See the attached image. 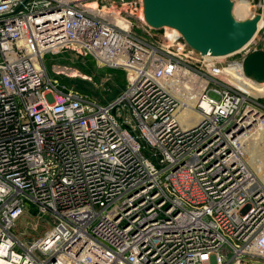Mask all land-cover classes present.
Here are the masks:
<instances>
[{
	"label": "built area",
	"instance_id": "obj_1",
	"mask_svg": "<svg viewBox=\"0 0 264 264\" xmlns=\"http://www.w3.org/2000/svg\"><path fill=\"white\" fill-rule=\"evenodd\" d=\"M23 1L0 0V264H264V163L245 154L264 142V95L229 78L249 79L257 48L224 64L173 28L150 41L142 0L11 14ZM65 50L123 70L125 88L104 102L52 78L44 56ZM27 202L51 217L31 243L14 231Z\"/></svg>",
	"mask_w": 264,
	"mask_h": 264
},
{
	"label": "water",
	"instance_id": "obj_2",
	"mask_svg": "<svg viewBox=\"0 0 264 264\" xmlns=\"http://www.w3.org/2000/svg\"><path fill=\"white\" fill-rule=\"evenodd\" d=\"M252 1L257 6L254 13L238 19L233 14L234 0H142L143 17L151 29L173 28L196 52L221 57L237 52L254 38L262 9L259 0ZM243 67L247 77L264 82V50L249 52Z\"/></svg>",
	"mask_w": 264,
	"mask_h": 264
},
{
	"label": "rangeland",
	"instance_id": "obj_3",
	"mask_svg": "<svg viewBox=\"0 0 264 264\" xmlns=\"http://www.w3.org/2000/svg\"><path fill=\"white\" fill-rule=\"evenodd\" d=\"M112 1L119 3L121 0H98V3L100 5L104 4L106 5V7L109 8L113 6ZM246 1H248L252 6H255L252 0ZM93 2H95V0H93ZM235 2H239V0H235ZM233 14L238 19L246 18L251 15V13L249 14L245 11L239 10L237 5L235 9H233ZM134 24L138 25L135 20ZM135 31L138 34L145 35L150 41H158V38H160L163 33V29H151V31L149 32L150 34L148 35L144 33L145 31L142 30L140 27H135ZM263 42L264 26L255 35L248 47L250 48V50H253L255 48L260 49L262 47ZM239 56V53L231 55L227 58H224L223 62L225 64L226 62L231 61L232 59H235ZM44 63L46 65L49 75L52 78H57L60 83L72 85L81 91L87 92L89 95L98 98L100 101L106 102L114 99L119 93L122 92V90L126 86V74L123 70L100 66L97 64L94 57L92 56H76L72 51L65 50L58 54L46 53L44 56ZM54 64H59L63 66L66 65L67 67L78 69L83 74L89 76V79L82 80L79 77H68L65 74L56 75L52 70V66ZM261 101L264 103V98H262ZM117 116L120 121H123L125 118L124 115ZM245 149H248L249 152L252 153L253 159L250 162L253 164V167L258 171L264 163V142L258 143L252 141L249 138L248 142L245 144ZM146 151L147 152L145 154H149L150 151ZM49 226H51V217L48 214L39 213L37 210L34 209L32 204L27 202L25 204L24 213L17 222V227H15L14 231L18 233L19 236L22 237L27 243H31L35 240L36 237L42 235V233Z\"/></svg>",
	"mask_w": 264,
	"mask_h": 264
},
{
	"label": "bare ground",
	"instance_id": "obj_4",
	"mask_svg": "<svg viewBox=\"0 0 264 264\" xmlns=\"http://www.w3.org/2000/svg\"><path fill=\"white\" fill-rule=\"evenodd\" d=\"M87 3H88V5H90L92 7H97L98 6V2L96 0H95V2H93V0H89V1H87ZM112 3H113V6H111L109 8H110V10L112 9L115 12H119V11L124 10L126 8L125 4L124 5H120V6L118 5V7H116L114 2H112ZM261 3H260V7L262 9V13H261V19L258 22L257 32H259V30L261 29L262 25L264 24V0H262ZM236 5H237L239 10L245 11L246 13H249V14L251 13V15L254 13L255 9L257 8V6H252L246 0H239V2H235V0H234L233 9H235ZM136 14H137V16H140V18H142L143 21H144L143 5H142V9H140V8L137 9ZM164 28H166L167 34L173 35V30L172 29H169V27H166V26ZM257 32H256V34H257ZM255 35H254V37H255ZM251 41H249V42H251ZM232 54H229V55H232ZM229 55L221 56V57L224 58V57H228ZM204 56L216 58L215 56H211L210 54H206ZM59 69H62L65 73H67L68 77L69 76L70 77H74V78L79 77L82 80L89 79V76H87L86 74H83L78 69H75V68H69V69L59 68ZM229 70H230V73H231L229 78L231 79V78L234 77V78L240 79L241 85H244V87L246 88V90H248V92H250V93H252L254 95H261V96L264 95V82H256V81H254V80H252L250 78L249 79L244 78V77L238 75L233 68H229ZM203 84H204V82H203ZM188 104H189V106L194 104L193 98H190V97L188 98ZM180 117L186 118V122L189 123V124L190 123H194L197 120V114L194 111H192V109H190V107H188V109H185V110L181 111ZM259 152H261V151H259ZM245 154H246V157H247V159L249 161H251L253 159V155H252L251 152H249L248 149H245Z\"/></svg>",
	"mask_w": 264,
	"mask_h": 264
}]
</instances>
